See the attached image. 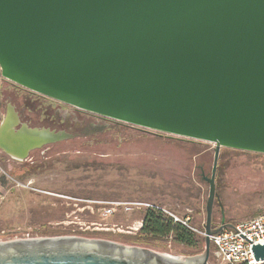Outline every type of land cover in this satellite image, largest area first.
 <instances>
[{
	"label": "water",
	"instance_id": "1",
	"mask_svg": "<svg viewBox=\"0 0 264 264\" xmlns=\"http://www.w3.org/2000/svg\"><path fill=\"white\" fill-rule=\"evenodd\" d=\"M0 70L20 88L102 118L216 145L205 252L78 237L0 239V264H209L222 148L264 154V0H0ZM0 150L25 162L103 132L23 122L5 99ZM226 228H233L228 225ZM264 264V244L253 246Z\"/></svg>",
	"mask_w": 264,
	"mask_h": 264
},
{
	"label": "rangeland",
	"instance_id": "2",
	"mask_svg": "<svg viewBox=\"0 0 264 264\" xmlns=\"http://www.w3.org/2000/svg\"><path fill=\"white\" fill-rule=\"evenodd\" d=\"M5 99L23 122L56 131L106 126L103 132L57 143L31 153L19 162L0 150L3 185L0 190V239L6 237H78L155 248L186 259L205 252L203 238L196 247L181 245L174 237L144 236L130 227L144 218L146 209L104 217L101 203L139 202L156 205L168 216L191 218L203 229L216 145L172 137L105 119L96 123L75 116L70 126L46 120L44 98L6 81ZM57 104L54 109H57ZM74 113L71 106H62ZM53 114L56 115V113ZM74 125V126H73ZM67 126V127H66ZM78 138V139H77ZM217 200L213 228L222 212L229 225L254 218L264 210V154L222 148L215 173ZM118 226V229H116ZM212 257L215 249L211 246Z\"/></svg>",
	"mask_w": 264,
	"mask_h": 264
},
{
	"label": "built area",
	"instance_id": "3",
	"mask_svg": "<svg viewBox=\"0 0 264 264\" xmlns=\"http://www.w3.org/2000/svg\"><path fill=\"white\" fill-rule=\"evenodd\" d=\"M96 204L100 205L99 211L103 212L104 217H112L118 213H134L142 209L166 212L159 206L139 202H97ZM170 216L175 222L182 223L202 238L206 236L204 229L199 230L190 225V217L180 220L172 214ZM142 227L143 225H134L129 229L131 233H136ZM210 239L215 253L209 264H258L253 254V246L264 244V210L250 220L233 225V228H225L222 232L211 236Z\"/></svg>",
	"mask_w": 264,
	"mask_h": 264
},
{
	"label": "trees",
	"instance_id": "4",
	"mask_svg": "<svg viewBox=\"0 0 264 264\" xmlns=\"http://www.w3.org/2000/svg\"><path fill=\"white\" fill-rule=\"evenodd\" d=\"M144 236L147 238L172 236L179 244L191 247H196L201 243V240L195 239V232L182 223L175 222L171 216L154 210L146 211L144 216L143 227L138 238L144 240Z\"/></svg>",
	"mask_w": 264,
	"mask_h": 264
},
{
	"label": "flooded vegetation",
	"instance_id": "5",
	"mask_svg": "<svg viewBox=\"0 0 264 264\" xmlns=\"http://www.w3.org/2000/svg\"><path fill=\"white\" fill-rule=\"evenodd\" d=\"M6 93V92H5ZM32 93V92H31ZM34 94H36V93H34ZM36 95H38L39 97H41V98H44L45 100H46V102H47V105H48V107H46L45 109H44V116L43 115H41V117H44V118H46V120H49V119H52L53 117H52V115H54L55 116V118H54V120H52L53 121V123H58V124H64L65 122L67 123V125H69L70 124V121H74L73 120V117H77L78 115L80 116H87V117H90L92 120H94V121H96V123H99V122H105L106 120L104 119V118H102V117H100V116H98V115H95V114H91V113H88V112H85V111H81V110H78L77 108H75V107H73L74 109V113L72 112V111H68V109H63V107L62 106H66V107H68L69 105H67V104H64V103H61V102H58V101H55V100H53V99H50V98H47V97H44V96H41V95H39V94H36ZM55 104H57L58 106H57V109L55 110L54 109V105ZM72 107V106H71ZM53 111H55L54 113H56V115L55 114H53ZM77 122H79L78 121V119H76L75 120V123H74V125H75V129H77V128H80L79 126H80V124L79 123H77ZM73 125V126H74ZM70 126V125H69ZM67 127V126H66ZM76 131H78V129L76 130ZM75 139V138H74ZM78 139V138H77ZM71 141V140H70ZM64 142H69V140L68 141H64ZM64 142H60V143H64ZM229 224L226 222V220H225V217H224V213L222 212V218H221V221H220V224H219V227H221V226H225V228L228 226Z\"/></svg>",
	"mask_w": 264,
	"mask_h": 264
},
{
	"label": "crops",
	"instance_id": "6",
	"mask_svg": "<svg viewBox=\"0 0 264 264\" xmlns=\"http://www.w3.org/2000/svg\"><path fill=\"white\" fill-rule=\"evenodd\" d=\"M5 92H6V83H5V79L2 77L1 75V70H0V124L3 120V116H4V112H5V107H4V95H5ZM3 171L2 169L0 168V187L1 185H3ZM1 190V188H0ZM143 219H140L136 222V225H143Z\"/></svg>",
	"mask_w": 264,
	"mask_h": 264
}]
</instances>
